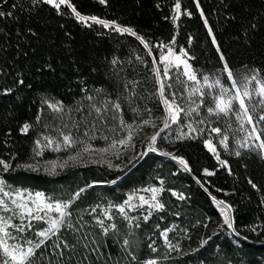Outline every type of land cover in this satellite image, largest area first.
<instances>
[{
    "label": "trees",
    "instance_id": "obj_1",
    "mask_svg": "<svg viewBox=\"0 0 264 264\" xmlns=\"http://www.w3.org/2000/svg\"><path fill=\"white\" fill-rule=\"evenodd\" d=\"M177 2L181 14L174 23ZM69 3L83 16L131 27L149 44L151 54L134 36L78 21L67 5H61L58 13L51 5H33L31 0H0V11L13 13L0 17V159L11 162L10 171L4 172L0 166V177L12 191L41 192L59 201L85 189L69 209L73 227H63L37 250L34 264H146L149 260L157 264H264V151L255 147L259 141L250 136L253 125L245 122L241 128L236 115L238 102H233L228 115L208 113L209 107H215L220 88L209 89L203 80L207 76L213 83L219 78L234 94L209 27L236 79L253 75V70L264 77V0H199V8L197 0ZM170 45L187 53L199 84L189 81L182 67L169 69L164 81L166 95L171 98L174 94L184 112L176 124L161 132L154 146L162 153L182 157L190 171L156 152L140 155L149 148L150 137L164 126L165 106L152 69L155 60V67L163 71L160 58ZM114 58L120 62L117 72ZM195 87L205 95L195 93L189 98ZM8 88L13 91L4 94ZM97 89L102 91L97 93ZM118 97L120 111L110 106L104 111L105 102ZM45 99L60 101L63 110L48 108ZM253 101L250 107L256 105ZM92 104L101 107V113L97 114ZM196 105H200L198 111L191 112ZM250 114L255 119L263 111L256 107ZM144 120L151 123L145 125ZM201 120L205 122L199 123ZM26 122L32 127L21 133ZM189 124L203 131L177 139L180 132L189 131ZM214 127L221 132H212ZM258 131H264V121ZM61 133L74 138L70 149L121 150V161L111 167L87 163L55 174L16 167L40 158L51 159L67 150ZM129 133L131 140L119 144ZM225 136L227 148L220 144ZM45 137L53 143L45 146ZM205 140L212 141L219 160ZM245 142L249 148L242 147ZM57 143L59 151L55 150ZM220 160L227 165H221ZM205 169L214 174L206 175ZM152 187L163 189L157 198L164 208L151 210L147 221L143 217L148 215V207L126 208L135 218L132 224L118 209L109 208V204H123L135 191ZM218 201L230 207L234 227L247 236L246 241L236 243L232 230L223 224ZM105 210L112 215L111 220L104 217ZM97 217L116 228L104 234ZM167 229H171L168 243L161 235ZM202 240L208 243L201 246ZM64 243L75 247L65 248Z\"/></svg>",
    "mask_w": 264,
    "mask_h": 264
},
{
    "label": "snow or ice",
    "instance_id": "obj_2",
    "mask_svg": "<svg viewBox=\"0 0 264 264\" xmlns=\"http://www.w3.org/2000/svg\"><path fill=\"white\" fill-rule=\"evenodd\" d=\"M31 3L33 5H38L40 3H44L47 5H51L54 7L57 12H60L61 5H67L68 7L72 8V12L75 15L76 19L80 22L87 23L88 21H91L95 24L102 25L104 28H110L112 31H115L117 33H126L131 36L136 37L140 42L144 45L146 49H149V54H151L150 46L145 40L138 36V34L131 28L127 26H121L117 24L115 21H107L103 19H99L96 16L86 17L81 15L75 7H73L69 0H31ZM101 4L106 3V0H100ZM13 8L17 7V4L12 5ZM197 7L199 8V0H197ZM181 5L179 2L175 5V15L173 16V22L179 18ZM188 15H191V13H185ZM13 13L11 11L5 13L4 11H0V17L4 16H12ZM204 13L201 11V16H203ZM205 25L207 26V20L204 21ZM255 27V25H253ZM208 33L212 37V44L216 45V51L220 54V60L223 63V72L227 74L228 80L231 82V89L234 90V94H230V89L228 87H224L221 84V80L217 78L213 83H209L208 77L205 76L203 78L204 85H206L209 89L218 86L220 88V93L217 95L215 100V107H209L207 109L208 113L210 115H219L224 114L228 115L230 112L233 111V102H238L239 109L236 112L237 118L241 120V128L244 127V123L253 125L251 129L250 136L254 137L256 141H259V143L255 146L256 148L260 149L261 151H264V140H261V136L264 135V131H258L259 123L261 121H264V115H260L257 118L254 119L253 115H251V112L256 111V107L261 108L262 111H264V77H261L259 73L256 70H253L254 74L251 76L245 75L242 80H238L234 77L233 71L230 69L223 53L221 52V49L219 45H217L216 37L213 35L212 29L208 28ZM175 41V37L173 38V42ZM187 53L181 49L180 54H176L171 46L167 47V53L162 54L160 58V62L163 64V73L161 75V69L159 67H155L156 61L153 60V73L155 76V79L157 81V84L159 85L158 92L160 95L161 102L165 106V117H164V126L160 131L156 132L150 137V144H149V151L150 152H156L157 148L154 146L157 141V137L160 136L161 132H163L165 129H168L171 124H176L179 121V118L181 114L184 112V109L180 106L179 103H177V98L173 94L171 98H169L168 95H166L165 91V78L169 77V69L172 67L179 68L181 65H183V75L187 77L189 81H193L196 84H199V81L197 79L196 71L192 68L191 64L188 63L187 59H184L183 57H186ZM139 59V57L137 58ZM118 63V60L116 58L113 59L112 64L116 65ZM255 82L256 87L250 89V83ZM20 84H23L24 81L20 80ZM12 88H8L4 90V94L12 92ZM102 90L97 89L96 92L100 93ZM198 93L200 96H204L205 93L201 91L200 87H195L192 89V93H190L189 98L192 94ZM253 95L260 97L258 104L253 105L250 107V103L252 100ZM88 100H93V96H87ZM246 98L247 101L246 102ZM119 97L116 101H106L104 104V111H107L109 106L111 108H114L117 112L121 109V104L119 102ZM44 104H47L48 108L52 109L55 112H60L63 110V105L60 101L55 102H49L48 100L43 101ZM91 107L95 110L97 114L101 113L102 109L101 107H97L95 104H92ZM200 105H196V107L191 109V112H197ZM135 111V109H133ZM188 113L189 115L191 114ZM40 116H37V121L39 122ZM205 121L201 120L199 123H204ZM151 121L144 120L143 124H149ZM124 122L121 120V125H123ZM32 127L29 123H24L21 128V133H28L29 129ZM131 127V126H127ZM189 131L188 132H180L177 139H185L190 136L191 133L196 132H202L203 129H197L193 127L191 124L188 126ZM211 131L214 133H220V128H211ZM63 137V146L64 147H72V145L75 143L74 138L71 134H64L61 133ZM195 138V137H192ZM48 141V145H51L53 141L49 139L48 137L44 138ZM131 140V133H129L127 140L121 139L118 141L119 144L123 145L126 144L127 141ZM227 140L228 137L225 136L223 139H221L220 144L227 148ZM205 145L209 149V151L213 152L217 156V159L219 160V154L217 153L216 147L212 143L211 140H205ZM37 146L40 145V141H36ZM61 145L57 143L55 145V150L59 151ZM242 147L249 148L250 145L245 142L242 144ZM87 150V149H86ZM241 153L236 152V155L239 156ZM36 155H40V152H37ZM141 157L146 155V153H141ZM162 155L170 156L173 160H177L178 163L182 166L184 171H190L189 166L187 162L182 157H177L175 155H172L171 153H162ZM262 159H264V155L261 156ZM70 159H74V157H70ZM221 165H227L226 161L220 160ZM0 166H2V170L4 172L11 170V162L5 161L4 159H0ZM111 167V164H109ZM17 168L24 167L30 170H37L36 167H34L31 164H25V165H16ZM55 167L56 165L53 164L51 174H55ZM61 168L64 167V165H60ZM47 171V169H45ZM205 173L208 176L213 175L214 173L209 172L207 169H205ZM199 183V181H197ZM112 183H115V181H112ZM163 182L161 181V184ZM249 183L252 185L253 188H256V185L249 180ZM3 184L4 181L0 180V191H3ZM93 185H88V187H92ZM162 188L158 187H152L149 189H144L145 192H151L150 198H145V196H139L138 199L140 201L139 204L132 203L135 193L130 194L128 198L123 202L121 205H113L109 204V208H116L118 209L119 214L126 220H128L129 224H132L134 217H130L128 215L127 209H134L143 207L144 205H147L150 211L148 212V215H145L143 219L147 221L149 217L152 215L151 210H162L164 208V204L160 203L158 200V195L162 191ZM85 191L84 188L79 189L78 192H76L71 199L67 201H59V200H53L51 197H46L44 193L36 192L35 194L27 193L25 196L24 193L20 190H17L15 193L12 192H4V197H15L11 199L12 205L15 206V209L18 211H14L13 209L9 208L8 203L3 198H0V211L2 212H9L13 211L14 216H18L20 220L23 222L27 220V223H21V224H13L12 219L13 216L4 217L0 216V254H2V258H0V264H34V259L37 255V250H40L42 246L46 245V242L51 240L52 237L57 236L58 233L61 232V229L63 227H67L71 229L73 227L70 217V206L73 204V202L79 198V196ZM173 195H176V193H173ZM180 199H184L183 194L179 195ZM213 200H215V197H213ZM217 203L223 204V201H218ZM31 204V206H30ZM93 212L96 211L95 208L92 209ZM52 213H56V215H52ZM104 217L108 220H111L113 217L112 215L105 210L103 213ZM221 215L223 216V224L227 226L228 229L232 230V234L236 238V243L239 244L241 241H246L247 236H244L241 234V232L234 227V223L231 216V209L230 207L226 211L224 208H221ZM34 221H43L47 227L43 228L42 230H39L35 233V235L39 238L38 242H33L31 240H26L23 244L20 243H9V240H16L17 237L12 236L10 232L8 231L10 228L15 229L18 233L24 232L28 228L33 227ZM96 223L99 227L102 228L104 234H107L110 229H115V224H109L105 225L104 219H100L99 217L96 218ZM136 227H139V224L135 225ZM251 231H254L255 229H250ZM168 231H171V229H167L163 232H161V235L165 237L166 243L167 241V233ZM208 239H211L209 237ZM95 243V241H93ZM125 244H128V241H124ZM208 243V240H202L201 246L206 245ZM60 245L57 244L56 247H59ZM65 248L69 247H75L74 245H69L67 243H64ZM87 247V245H85ZM151 247V245H150ZM170 247H177L175 245H170ZM155 251V249H153ZM135 259V257H133ZM146 264H157L155 260H149L146 262Z\"/></svg>",
    "mask_w": 264,
    "mask_h": 264
},
{
    "label": "rangeland",
    "instance_id": "obj_3",
    "mask_svg": "<svg viewBox=\"0 0 264 264\" xmlns=\"http://www.w3.org/2000/svg\"><path fill=\"white\" fill-rule=\"evenodd\" d=\"M107 29L111 30L110 28H107ZM118 34H122V33H118ZM170 46L172 47L173 51L176 54H180V50L176 51L175 48L173 47V45H170ZM166 53H167V48H166V51L163 54H166ZM183 58L188 60V56L183 57ZM188 63H189V61H188ZM119 66H120V62H118L116 65H114L115 72H117V69L119 68ZM180 67L183 68V65H181ZM162 68H163V64H162ZM162 73H163V71L161 72V74ZM255 87H256L255 82L254 81L251 82L250 83V89L251 88H255ZM252 98L254 100H256V101H253V102L258 104L260 97L253 95ZM263 115H264V111H263ZM68 149L60 152L59 154L55 155L51 159H42V158H40L39 160H36V161H34L32 163H29V164H31L34 167H36L37 168L36 171H40V172L51 174V170H52L53 164L56 165L55 173H58V172H63V171H65V170H67V169H69L71 167H75V166L83 165V164H87V163H98L99 162V163H102V164L105 163V164H115V165H117L118 163H120L121 158H122V156L120 155L121 150L119 151V150H114V149H101V150H97V149H87V150L86 149H80V150L78 149V150H73V149H70V148H68ZM70 157H74V159H70ZM60 165H64V167L61 168ZM45 169H47V171ZM0 180H2L1 177H0ZM144 189H149V188H143L141 190L133 192L136 195L134 196V199H133L132 203L139 204L140 201H139L138 197L141 196V195L145 196V198H150L151 197V192H145V191H143ZM20 191H22L25 196L27 195V193L35 194L34 192H30V191H25V190H20ZM4 192L15 193L16 191H12L8 187L7 183L4 182L3 191H0V198H3L6 201V203H8L10 209H13L14 211H18V210L15 209V206L12 205V203H11V199L15 198V197H12V198L4 197V195H3ZM30 206H31V204H30ZM143 207H148V206L144 205ZM221 208H224L227 211L229 206L227 204H225V203H223V204L218 203V211H219L220 215H221ZM52 215H56V213H52ZM0 216H4V217L13 216V219H12V223L13 224H17L18 225V224H21V223H27V220L22 222L18 216H14L13 215V211H9V212L0 211ZM231 216H232V213H231ZM221 217L223 219L222 215H221ZM45 227H47V225L43 221H34L33 222V227L26 229L22 233H18L15 229L10 228L8 231L10 232V234L12 236L17 237V239L16 240H9V243L10 244H12V243L23 244L26 240H31V241H33L35 243V241L37 239V236L35 235V233L37 231H39V230H42Z\"/></svg>",
    "mask_w": 264,
    "mask_h": 264
},
{
    "label": "water",
    "instance_id": "obj_4",
    "mask_svg": "<svg viewBox=\"0 0 264 264\" xmlns=\"http://www.w3.org/2000/svg\"><path fill=\"white\" fill-rule=\"evenodd\" d=\"M148 149H149V148H148ZM148 149L144 152V153H146V155H147L148 152H150ZM156 153H157L158 155L162 156V157H165V158L170 159L171 161H173L174 163H176V164H178L180 167H182V166L178 163L177 160H173L170 156L162 155V152H160V151H156ZM146 155H144V156H146ZM144 156H143V157H144Z\"/></svg>",
    "mask_w": 264,
    "mask_h": 264
}]
</instances>
